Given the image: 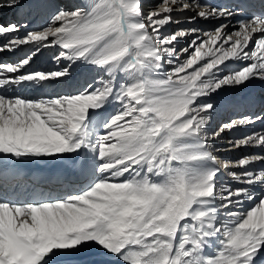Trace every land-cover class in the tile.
<instances>
[{
  "label": "snow or ice",
  "instance_id": "6c2138e0",
  "mask_svg": "<svg viewBox=\"0 0 264 264\" xmlns=\"http://www.w3.org/2000/svg\"><path fill=\"white\" fill-rule=\"evenodd\" d=\"M5 54L0 264H264V0H0Z\"/></svg>",
  "mask_w": 264,
  "mask_h": 264
},
{
  "label": "bare ground",
  "instance_id": "6f19581e",
  "mask_svg": "<svg viewBox=\"0 0 264 264\" xmlns=\"http://www.w3.org/2000/svg\"><path fill=\"white\" fill-rule=\"evenodd\" d=\"M212 2H219V0H212ZM186 14L188 15L189 13H186ZM4 18L7 19L8 16L7 17L4 16ZM45 19H46V17H44V16L38 17L34 21V23L35 24H42V23L45 22ZM184 20H186V19H184ZM184 20H182L181 23H184ZM202 22L207 27H211V24L213 23L212 21H205V20L200 19V20H197L195 24H189L188 23V25L197 26V27H203V26H201ZM185 24H187V22ZM233 24H235V23H233ZM233 26H235V25L230 26L229 30ZM42 51H44V55L40 58L39 61H37V64L38 65H42L44 67H49V68L54 67L53 63H49L48 62V58L51 57L52 52L48 51V50H42ZM0 59L8 60V59H12V57H10L8 55H4L3 57H0ZM233 112H239V110H233L232 113ZM220 113H221V115L220 114L217 115L218 116V120H223L226 116L231 114V113H224V112H220ZM233 117H236V116H233ZM229 120H230V118L227 119V120L224 119L223 121L225 123H227ZM211 127H212V124H211ZM259 131H264V125H261L259 123H257L254 126L253 125H249L247 127H238V128H235V129H233L231 131H227L226 130L225 132H223L221 134V137H219L223 141L218 140V142H220L221 144H217V145H223V147H225L226 145H224V143L225 144L229 143V145H230L229 149H233L232 148V142H234L237 139L243 138L246 134H251L253 132H259ZM215 143H217V139L215 140ZM220 148H218V146L216 147L217 152L220 153L219 158H228V159L234 160V161L237 160L238 158L242 157V156L248 155L251 151H254V152L258 151L257 149H254V148H247L246 149V148H243V147L238 148L237 150H228V151H226V149H224V148H222V149H220ZM223 179L226 182H231L230 178H228L227 176H225Z\"/></svg>",
  "mask_w": 264,
  "mask_h": 264
},
{
  "label": "rangeland",
  "instance_id": "374dc122",
  "mask_svg": "<svg viewBox=\"0 0 264 264\" xmlns=\"http://www.w3.org/2000/svg\"><path fill=\"white\" fill-rule=\"evenodd\" d=\"M160 2V0H149V6H154L155 4H157V3H159ZM3 12H4V15H10V16H12V13H11V11L10 10H8V9H5V10H3ZM186 13H189L188 15L186 14ZM183 14V15H182ZM193 13H191V12H185V13H177V14H175V15H177V17L182 21V20H184V19H186V17L187 16H190V15H192ZM213 22V21H212ZM214 22H217V21H214ZM186 23V20H184V23H181L180 25H172L170 28H169V31H173V30H175L177 27H180V28H192V27H196V28H199L200 30H202V32H200L201 33V36H203V33L204 32H210L212 29H213V27H215L216 26V24L214 25H212L211 27H207L206 25H204V23L202 22L201 23V26H203V27H197V26H191V25H188V23L187 24H185ZM236 30V28H235V26H233V27H231V29L229 30V31H235ZM194 37H191V36H189V37H186L184 40H181V44H180V46L182 47H185V46H187V44H188V42H190V40L191 39H193ZM220 115H221V113H219ZM217 119H218V116H217ZM231 120H234V119H232L231 118ZM214 121H217V120H214ZM223 123L221 122L220 124H219V122L216 124V125H214L215 127H213V130L212 131H215V130H217L218 128H219V126L220 125H222ZM212 128V127H211ZM220 141H223L222 139L220 140ZM215 144H221L220 142H218V140H217V143H215ZM215 147H217V146H215ZM220 147V146H219ZM226 147V146H225ZM223 148V146L220 148V149H222ZM217 155H218V157L220 156V153H218L217 152ZM230 160V159H229Z\"/></svg>",
  "mask_w": 264,
  "mask_h": 264
}]
</instances>
